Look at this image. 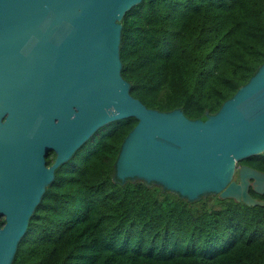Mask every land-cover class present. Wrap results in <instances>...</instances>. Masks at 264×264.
I'll return each instance as SVG.
<instances>
[{
  "label": "trees",
  "instance_id": "obj_1",
  "mask_svg": "<svg viewBox=\"0 0 264 264\" xmlns=\"http://www.w3.org/2000/svg\"><path fill=\"white\" fill-rule=\"evenodd\" d=\"M118 21L119 73L146 107L212 113L264 59V0H139ZM135 122L103 123L57 167L11 264H264V205L112 178ZM237 163L264 171V149Z\"/></svg>",
  "mask_w": 264,
  "mask_h": 264
},
{
  "label": "water",
  "instance_id": "obj_2",
  "mask_svg": "<svg viewBox=\"0 0 264 264\" xmlns=\"http://www.w3.org/2000/svg\"><path fill=\"white\" fill-rule=\"evenodd\" d=\"M138 1L0 0V264H11L53 168L113 119L136 118L113 179L264 205L248 192H264V171L235 164L264 149V59L212 113L146 107L119 73L118 20Z\"/></svg>",
  "mask_w": 264,
  "mask_h": 264
},
{
  "label": "flooded vegetation",
  "instance_id": "obj_3",
  "mask_svg": "<svg viewBox=\"0 0 264 264\" xmlns=\"http://www.w3.org/2000/svg\"><path fill=\"white\" fill-rule=\"evenodd\" d=\"M54 157H55V152H54V150H52V149H48V150H46L45 153H44V155H43V165H44L45 167L49 166V165L52 163ZM61 164H62V163H61ZM58 166H59V165H58ZM58 166H56L55 168H53L52 173H51V179H50V180H49V181L43 186V191H42V193H41V195H40V197H39L38 202L41 200V196H42V194L44 193V191H45L46 189H48V188H51V186H52V182H53V180L55 179V176H56V170H57V167H58ZM38 202H37V203H38ZM3 219H4V215H3V214H0V225H2V223H3Z\"/></svg>",
  "mask_w": 264,
  "mask_h": 264
},
{
  "label": "rangeland",
  "instance_id": "obj_4",
  "mask_svg": "<svg viewBox=\"0 0 264 264\" xmlns=\"http://www.w3.org/2000/svg\"><path fill=\"white\" fill-rule=\"evenodd\" d=\"M69 158H70V157H69ZM69 158H68V159H69ZM68 159H66V160L62 163L65 167L67 166V165H66V164H67L66 161H67ZM235 164H238V163L236 162ZM63 174L66 175V173H63ZM135 179H139V180H141L140 178H132V180H135ZM147 184H148V185L154 184V185L160 186V188L162 187L160 184L155 183V182H147ZM162 189H165V190L169 191L168 189L163 188V187H162ZM170 192L176 194V192H173V191H171V190H170ZM177 195H178V194H177ZM181 197H182V196H181ZM182 198H184V197H182ZM184 199H186V198H184Z\"/></svg>",
  "mask_w": 264,
  "mask_h": 264
}]
</instances>
